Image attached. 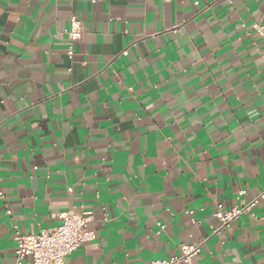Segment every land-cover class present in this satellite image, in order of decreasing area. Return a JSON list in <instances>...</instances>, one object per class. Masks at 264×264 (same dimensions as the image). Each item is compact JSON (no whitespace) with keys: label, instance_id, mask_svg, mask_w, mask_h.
Returning <instances> with one entry per match:
<instances>
[{"label":"crops","instance_id":"1","mask_svg":"<svg viewBox=\"0 0 264 264\" xmlns=\"http://www.w3.org/2000/svg\"><path fill=\"white\" fill-rule=\"evenodd\" d=\"M258 21L264 0H0V263L17 227L91 209L96 238L68 263L190 243L196 264H264V198L221 231L215 215L264 191Z\"/></svg>","mask_w":264,"mask_h":264},{"label":"built area","instance_id":"2","mask_svg":"<svg viewBox=\"0 0 264 264\" xmlns=\"http://www.w3.org/2000/svg\"><path fill=\"white\" fill-rule=\"evenodd\" d=\"M252 30L264 39V24L262 22L253 23ZM68 34L73 43L83 36L82 21L76 15L71 18ZM74 52L73 45H71L68 51L69 56L73 57ZM261 198H264V191L243 205L224 208L222 204H219L215 215L220 219V226L216 231L230 227L232 222L242 214L255 215L253 209ZM190 212L193 213V211ZM59 217L61 223L57 227L50 230L44 229L36 234L23 233L17 227L15 233L17 242L15 264H23L27 257H31L35 264H72L66 262V256L76 251L84 242L96 238V232L88 227L89 223L94 220L93 210H84L81 213L67 210L61 212ZM201 250L202 246L200 244L183 243L181 253L169 259L156 260L154 264H196L194 258Z\"/></svg>","mask_w":264,"mask_h":264}]
</instances>
